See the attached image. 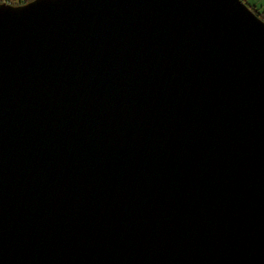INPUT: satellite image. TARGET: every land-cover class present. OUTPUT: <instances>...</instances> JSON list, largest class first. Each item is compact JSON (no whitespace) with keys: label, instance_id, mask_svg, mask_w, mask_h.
Listing matches in <instances>:
<instances>
[{"label":"water","instance_id":"95a60500","mask_svg":"<svg viewBox=\"0 0 264 264\" xmlns=\"http://www.w3.org/2000/svg\"><path fill=\"white\" fill-rule=\"evenodd\" d=\"M23 4L0 2V264H264V20Z\"/></svg>","mask_w":264,"mask_h":264},{"label":"trees","instance_id":"16d2710c","mask_svg":"<svg viewBox=\"0 0 264 264\" xmlns=\"http://www.w3.org/2000/svg\"><path fill=\"white\" fill-rule=\"evenodd\" d=\"M1 1V0H0ZM9 3L15 4L16 2L7 0ZM29 0H24V2H27ZM245 2L248 3L247 0H244ZM251 8L264 20V10L259 9L258 7H255L254 5H250Z\"/></svg>","mask_w":264,"mask_h":264},{"label":"rangeland","instance_id":"374dc122","mask_svg":"<svg viewBox=\"0 0 264 264\" xmlns=\"http://www.w3.org/2000/svg\"><path fill=\"white\" fill-rule=\"evenodd\" d=\"M4 1H6L7 2V0H1L0 2H4ZM11 1H14V2H16L14 5H18V4H23V3H25L24 2V0H11ZM30 1V0H29ZM248 1V5L250 6V5H254L255 7H258L259 9H261V7H260V4L259 3H253V0H247ZM28 2V1H27ZM9 3V2H8ZM251 7V6H250ZM262 10V9H261Z\"/></svg>","mask_w":264,"mask_h":264},{"label":"snow or ice","instance_id":"6c2138e0","mask_svg":"<svg viewBox=\"0 0 264 264\" xmlns=\"http://www.w3.org/2000/svg\"><path fill=\"white\" fill-rule=\"evenodd\" d=\"M253 3H259L262 10H264V0H253ZM26 4L18 5L19 8L27 7Z\"/></svg>","mask_w":264,"mask_h":264},{"label":"bare ground","instance_id":"6f19581e","mask_svg":"<svg viewBox=\"0 0 264 264\" xmlns=\"http://www.w3.org/2000/svg\"><path fill=\"white\" fill-rule=\"evenodd\" d=\"M4 2H6V1H4ZM8 2V1H7Z\"/></svg>","mask_w":264,"mask_h":264}]
</instances>
